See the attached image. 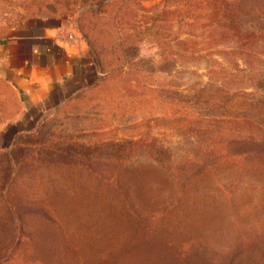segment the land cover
Instances as JSON below:
<instances>
[{"label": "rangeland", "instance_id": "rangeland-1", "mask_svg": "<svg viewBox=\"0 0 264 264\" xmlns=\"http://www.w3.org/2000/svg\"><path fill=\"white\" fill-rule=\"evenodd\" d=\"M99 1L0 0V42L61 13L100 72L0 151V264H264V41L235 37L264 0ZM22 110L0 76V136Z\"/></svg>", "mask_w": 264, "mask_h": 264}, {"label": "crops", "instance_id": "crops-1", "mask_svg": "<svg viewBox=\"0 0 264 264\" xmlns=\"http://www.w3.org/2000/svg\"><path fill=\"white\" fill-rule=\"evenodd\" d=\"M97 64L77 24L61 13L37 16L0 42V76L23 104L21 116L0 136V151L11 153L22 135L40 134L64 104L94 84ZM0 199L5 202L1 191Z\"/></svg>", "mask_w": 264, "mask_h": 264}, {"label": "trees", "instance_id": "trees-1", "mask_svg": "<svg viewBox=\"0 0 264 264\" xmlns=\"http://www.w3.org/2000/svg\"><path fill=\"white\" fill-rule=\"evenodd\" d=\"M102 2H105V0L99 1L100 4ZM241 2H242V0H241ZM235 6H237V5H233L231 7V9L237 10V8H235ZM262 11H264V5L262 7L258 4H255L254 6H249L246 11L241 12L242 14L246 13L248 16H252V17L255 16V18L253 21H251L247 24V27L244 30H241V31L236 30L235 31L236 32L235 37H237L238 40H242L243 43H250V42H254L255 40H263L264 41V22L261 21V20H263L264 15L261 14ZM237 16H236V18H237ZM230 20L233 23L232 25H234V24L238 25L239 24V23H236L234 21L235 18H233V17H231ZM257 102L258 101H256V103H254L253 107H256L258 105ZM184 118H185V120L188 119L186 116ZM246 130H247V134H246L244 139L250 140L251 143H253L254 145H256V144L260 143L262 140H264V131L259 129L257 126H255V125L251 126V124H250L247 126ZM195 135L196 136L194 139L196 141V146L198 147L200 152L203 153L204 151H206V152L211 153V155L214 156L212 158L214 159L215 162H217V160H219L221 157L215 158L216 150L214 148L215 147L214 145H213V147H211V138H201L199 135H197V132H195ZM44 138H42L41 141H43ZM44 141H46V139ZM121 142L122 141H120V140H110V141H105V142H103V143L101 142V143L105 144V145L109 144L111 146V148H113V147L119 148V145L121 144ZM205 143L208 144V146H205L206 148L204 149L202 147V145ZM129 144H134V142L130 141ZM13 151L11 150V153H9V155L7 156L8 159L12 158V156H10V155L13 153ZM184 151H185V161L186 162H190V161L195 162V164H198L197 166L200 167L199 172H202L205 168V164L202 162V158H200V154L196 153V156L191 157V155L189 154L188 151H186V150H184ZM141 152L145 156L155 160L157 162V165L160 168H162L163 170H165L168 173L171 172L167 168V165L165 164V162L162 160V157L161 158L158 157L156 159V157L153 156L154 154L153 153L151 154L150 150H147V149H143V150H141ZM156 156H157V154H156ZM169 174H171V173H169Z\"/></svg>", "mask_w": 264, "mask_h": 264}]
</instances>
